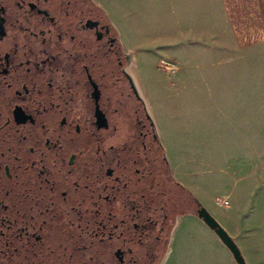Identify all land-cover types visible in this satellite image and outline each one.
<instances>
[{
    "label": "flooded vegetation",
    "instance_id": "1",
    "mask_svg": "<svg viewBox=\"0 0 264 264\" xmlns=\"http://www.w3.org/2000/svg\"><path fill=\"white\" fill-rule=\"evenodd\" d=\"M138 53L94 0H0V264H167L198 218Z\"/></svg>",
    "mask_w": 264,
    "mask_h": 264
},
{
    "label": "rangeland",
    "instance_id": "2",
    "mask_svg": "<svg viewBox=\"0 0 264 264\" xmlns=\"http://www.w3.org/2000/svg\"><path fill=\"white\" fill-rule=\"evenodd\" d=\"M167 9L170 10V6ZM167 9L161 12L157 26L150 21L141 36L123 34V37L129 46L141 47L138 49L140 74L170 157L175 159L177 148H187L186 142L191 136L190 139L183 136L182 140H177L176 135L194 123L201 138H197L194 149L191 148L194 155L209 161L214 165L211 166L213 170L220 167L228 172L225 175L213 173L214 179L222 185L221 191L213 196L223 199L231 190L234 193L236 201L232 198L219 202L230 223L232 237L247 264H264V0L189 1L178 6L176 17L173 6L175 15L170 16L173 20H165L166 14L169 16ZM150 39H161L160 51L145 52ZM182 47L188 48L191 61L194 53V60L198 62L209 60L213 65L215 61H240L243 63L238 68L242 72L253 71L249 72V77L232 74L214 77L221 70L219 67L210 69L209 92L214 100L209 106L205 97L204 107L202 101H196L197 104L189 110L190 118L193 113L190 119L184 116L186 102L170 96L182 75V60H185V71L189 65L186 55L181 57L178 53L168 52H180ZM203 71V68L191 70V78L195 79V86L200 88L201 94L205 91L201 79ZM201 133L205 136L202 137ZM183 152L193 155L190 150ZM236 160L241 162L236 163ZM190 220L185 221L181 232L191 227L188 231L192 235L194 228ZM178 234L176 239L179 240L181 235ZM196 234L199 237V230ZM176 239L172 244L175 255L178 251ZM183 253L179 254L182 256ZM175 255L167 264H173ZM174 264H192V260L185 255ZM207 264H215V260L211 258Z\"/></svg>",
    "mask_w": 264,
    "mask_h": 264
},
{
    "label": "crops",
    "instance_id": "3",
    "mask_svg": "<svg viewBox=\"0 0 264 264\" xmlns=\"http://www.w3.org/2000/svg\"><path fill=\"white\" fill-rule=\"evenodd\" d=\"M94 1L97 3V5L100 8L106 11L111 22L114 24L116 29L121 34L141 36V34L144 32L143 28L146 27V24L148 22L152 21L153 24L157 26L156 21H159L161 19V18L159 19L161 12L165 11L168 8V6H170V10L167 9V13L169 14V16H167L166 14L165 20L166 18H170L171 20H173L172 17H170L175 15L173 6H175V11H176L175 17H176L178 16V6L180 4H185L189 1H194V0H94ZM155 26L153 27L155 28ZM160 41L161 39H158L157 41H154L153 39L148 40V43L145 45V52L150 54L153 53L154 50L155 52L160 51V49L162 48V46H160L159 44ZM130 48L138 50L141 47L138 45H132V46L130 45ZM179 51L180 52H174V53L168 52V53L169 54L178 53L181 55V57H184L186 55L187 66L188 65L189 66L187 67V71H185V68L183 67V63L185 62V60L183 59L181 63L182 75L180 76V78L177 79L178 81L176 82V86L172 88L173 91L171 92L170 96L177 99L179 98V101L186 102V112L184 113V116H187L189 118H190L189 110L191 106L194 107V105L197 104L196 101H202L204 107L205 97L208 98L207 102H209V106H210V101L214 100L211 96V93L209 92L210 91L209 79L211 76L210 69L212 68L216 69L219 67V69L223 71V72L219 71L218 74L217 73L214 74L215 75L214 77H228V75L231 74L234 75L235 77H239V76L249 77L251 75L249 72L253 71L252 69H247L248 72L246 73L242 72L241 71L242 69L238 68L239 65L243 63L240 61H233V60L223 61V62L215 61V64L213 63V65L209 60L198 62L194 60L195 57L194 53H193V59L191 61L190 59H188L189 56L188 48L186 50L184 47H182L180 48ZM195 68H203L204 70L201 79L203 81L205 91L202 94L200 93L201 92L200 88L198 86H195V79L192 80L191 78L192 75L191 70H194ZM226 70H228L229 72H226ZM190 84L192 85V87L190 86ZM191 102H193L192 105ZM192 115L193 113L191 114V118ZM201 135L202 137L205 136V134L203 133H201ZM176 136H177L176 138L177 140H182L184 138L183 136H186L187 139H190L191 136V140L186 142L187 148L185 149L177 148L176 152L174 153L175 159L171 158V160H173L174 166L176 167V173L180 175V179L182 178V180H184L181 182H184L186 186L189 187V189L192 191V193L199 201V203H201L210 212V214L217 219V221L225 228V230L232 237L233 232H231V229L229 227L230 223L228 222V219L225 218L226 214L224 213L222 205L219 202L225 199H230L231 201L232 198L234 199V201H236L234 193L231 190L229 193H227V196L223 199L218 197L215 198L213 196L214 193L220 192L222 187L221 183L214 179L215 178L214 174L225 175L228 172L220 167L218 168V170H213L211 166L214 165H212L209 161H204V159L200 158L199 155H194V151L191 148H193L194 144H196L195 140H197V138H200V134H198L197 131H195L194 123H192L187 128V130L182 131L181 134H177ZM183 150H190L193 153V155L191 156L188 153L183 152ZM237 162L239 163L241 161L236 160V163ZM233 172H235V170ZM211 182H214V184L211 185ZM190 222L192 228H194L191 231L192 235L189 234L188 231V229L190 230L191 227L190 228L187 227V229H184V231L181 232L182 228L184 227V224H181L182 227L180 230H178V233L180 232L181 235L179 240L178 238L176 239L177 235L175 236V239L177 240L178 251L176 252L175 255V249H173V247L171 246L172 253L170 257L172 255L176 256L173 261V264L177 260H182V258H184L185 255H187L188 260H192V264H207L211 260V258L215 260V264H219L222 262H224V264L227 263L235 264L231 252L210 228H208L201 220H199L195 216L191 218ZM197 230H199V237L196 236ZM213 246H215L217 249H215ZM180 252H184L182 256L179 254Z\"/></svg>",
    "mask_w": 264,
    "mask_h": 264
},
{
    "label": "water",
    "instance_id": "4",
    "mask_svg": "<svg viewBox=\"0 0 264 264\" xmlns=\"http://www.w3.org/2000/svg\"><path fill=\"white\" fill-rule=\"evenodd\" d=\"M198 218L201 219L204 224L210 228L221 240V242L231 252L234 260L237 264H247V261L242 254L239 246L236 244L234 239L225 230V228L214 218L206 208H202L198 211Z\"/></svg>",
    "mask_w": 264,
    "mask_h": 264
}]
</instances>
